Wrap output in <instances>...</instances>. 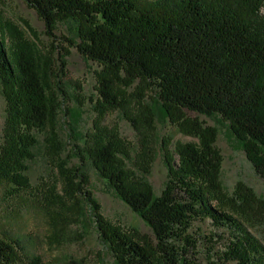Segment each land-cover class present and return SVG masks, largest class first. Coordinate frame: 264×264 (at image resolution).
I'll return each mask as SVG.
<instances>
[{
	"label": "trees",
	"instance_id": "trees-1",
	"mask_svg": "<svg viewBox=\"0 0 264 264\" xmlns=\"http://www.w3.org/2000/svg\"><path fill=\"white\" fill-rule=\"evenodd\" d=\"M24 1L54 43L58 26H67V47L98 66V118L72 143L79 165L67 169L59 161L61 191L53 184L42 193L53 220L52 242L81 213V200L98 208L86 189L92 167L154 235L152 242L142 240L97 214L100 240L118 264H198L200 248L206 264H264V240L249 227L264 222V201L243 184L232 194L223 189L216 129L185 115L220 117L264 178V0ZM68 48L59 51L58 43L42 50L0 14V86L6 102L0 192L33 189L28 171L43 140L57 159L64 151L57 115ZM157 106L198 140L177 143L172 151L163 141L169 176L159 195L145 178L157 153ZM115 110L135 128L136 145L104 124ZM207 219L216 232H194V224ZM6 232L0 235V264H43L30 234Z\"/></svg>",
	"mask_w": 264,
	"mask_h": 264
},
{
	"label": "rangeland",
	"instance_id": "rangeland-1",
	"mask_svg": "<svg viewBox=\"0 0 264 264\" xmlns=\"http://www.w3.org/2000/svg\"><path fill=\"white\" fill-rule=\"evenodd\" d=\"M264 13V8L261 10ZM0 14L15 24L25 37L36 42L42 50H51L53 44H60L68 48L64 37H71L68 27L60 24L55 31L57 39L46 34L45 24L36 11L30 8L24 0H0ZM70 28V27H69ZM64 55L65 67L60 74L61 102L57 115V126L64 146L63 153L57 159L52 156L43 140L37 158L31 163L28 175L32 190L20 192L17 195H8L5 190L0 192V235L2 232L13 236H28L37 242L38 254L43 264H65L69 259L78 260L81 264H118L109 248L100 240L96 223L97 214L105 220L130 234H137L140 239L154 241L151 228L110 188L96 170L87 167L89 182L86 189L91 192L98 208L81 200V213L74 217V221L66 222L61 235L56 242H52L54 232L53 220L49 215L43 191L46 187L58 184L61 191V175L57 163L63 162L67 169L79 165L72 143L81 134L90 130L94 120L98 118L95 111V102L98 97L96 91V72L98 66L84 58L76 48H68ZM54 57V65L59 69L58 56ZM56 68V69H57ZM148 95L150 93H147ZM6 102L0 86V144L2 142L5 123ZM156 136L157 153L152 163L150 173L145 176L156 195H159L169 176V167L166 162V152L163 141L168 143L167 149L174 150L177 143L197 142V138L182 133L175 124H172L164 115L160 106L156 108ZM186 117L203 122V126L216 129V147L221 155L220 183L223 189L232 194L239 184L250 189L257 199L264 201V178L255 170L247 156L245 146L230 130L229 125L220 117H207L194 112H186ZM104 124L118 129L120 135L127 141L135 144L139 135L132 124L122 115L120 110L109 112L104 117ZM76 139V140H75ZM42 141V139H41ZM65 142L67 144H65ZM78 182V179H76ZM76 216V215H75ZM251 233L259 240H264V222L260 221L249 226ZM194 232L199 235H210L216 232L210 220L196 222ZM219 232V231H218ZM202 243V240H200ZM206 245L202 244V247ZM206 251L200 248L197 257L198 264H206Z\"/></svg>",
	"mask_w": 264,
	"mask_h": 264
}]
</instances>
